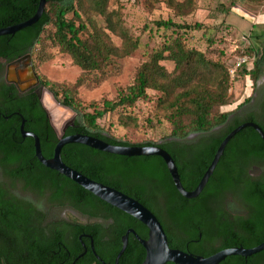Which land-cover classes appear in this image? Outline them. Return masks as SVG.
Segmentation results:
<instances>
[{
	"label": "trees",
	"instance_id": "16d2710c",
	"mask_svg": "<svg viewBox=\"0 0 264 264\" xmlns=\"http://www.w3.org/2000/svg\"><path fill=\"white\" fill-rule=\"evenodd\" d=\"M40 0H0V28L18 24L31 18L37 11ZM157 1L162 0H145ZM179 16H188L195 8V0H164ZM262 4L264 0H246ZM112 0H47L40 20L14 35L1 38V68L27 53H31L35 68L53 58L51 47L68 54L72 62L81 68L82 73L74 83H57L38 73L42 85L52 91L57 100L77 112L74 125H69L65 135L87 134L118 145H156L168 149L175 159L183 186L194 190L209 167L222 137L212 143L207 139L189 158L180 159L175 154V142L168 138H184L196 132H208L225 123L230 110L223 108L232 103V85L235 79L249 77L252 86L264 74V46L244 48L240 56L248 61L237 68L234 75L231 62L213 59L207 53L188 42L190 31L198 30L201 24L179 23L172 19L154 21L155 28L164 32L163 42L151 52L136 69L134 80L119 89L112 99L92 101L85 104L78 96V89L98 76V81L108 77L107 68L116 60L135 53L141 46V36L134 35L126 27L123 14L111 8ZM145 28H148L146 25ZM112 36L121 39L117 45ZM173 63L169 69L164 62ZM252 64V65H251ZM38 72V71H37ZM1 92L0 128V169L13 184L20 181L23 189L35 195V202L28 201L30 209L24 208L14 200L15 195H7L1 188L0 179V264H48L55 255L60 243H66L65 232L46 231L45 214L40 206L57 203L64 194L72 198L85 195L98 201L110 211L121 214L125 227L111 236L109 250H103V236L99 225L76 228L71 244H79L78 236L86 231L94 238L96 252L115 263L122 248V235L132 228L144 239L149 236L148 227L132 215L112 206L85 189L72 179L42 164L35 154V141L24 138L20 126L25 120V129L37 134L41 141L43 155L51 158L59 141L51 125L47 111L43 107L36 88L20 93L14 84H3ZM153 101L154 107L146 117L151 128H159L168 123L170 132L162 142L145 141L133 143L118 138L99 123L107 115L117 114L121 125H139V117L134 109L139 102ZM264 143V142H263ZM244 151V150H243ZM242 154V151L240 152ZM239 154V155H241ZM101 155V158H97ZM63 161L86 176L116 189L106 177L96 173L116 172L128 179H142L143 189L149 187L150 197L134 196L145 206L150 207L168 233L169 245L185 251L180 243V233L188 230L194 220L204 222L208 216L207 199L210 183L196 198H186L176 188L164 159L157 155L124 156L94 149L80 143L66 144L62 149ZM126 191L127 190H123ZM133 197V198H134ZM38 212L37 224L33 212ZM95 215L94 213H91ZM175 231V232H173ZM173 232V234H172ZM176 236V237H175ZM260 240L246 247L257 246ZM87 245L91 244L86 240ZM236 244L229 243L227 246ZM229 248V247H228ZM76 252L75 256L81 253ZM146 250L138 239L131 235L127 249L120 258L121 264H143ZM63 257H55L53 264H59ZM264 264V250L245 257L228 256L219 264ZM81 264H89L83 261ZM167 264H175L168 262Z\"/></svg>",
	"mask_w": 264,
	"mask_h": 264
},
{
	"label": "flooded vegetation",
	"instance_id": "af4514ba",
	"mask_svg": "<svg viewBox=\"0 0 264 264\" xmlns=\"http://www.w3.org/2000/svg\"><path fill=\"white\" fill-rule=\"evenodd\" d=\"M6 64L4 63L3 68H1L0 38V128L1 92L4 90V83L11 84L6 81ZM36 91H38L41 103L45 108L39 89L37 88ZM230 112L225 123L214 127L208 132H196L184 138H168L167 141L175 142V154L180 159L185 160L199 149L203 139L206 138L208 143H212L215 138L223 136L224 140L231 131L242 124L255 123L264 132V74L257 81L256 86L253 87L252 93L231 109ZM263 142L264 138L253 126L245 127L229 141L208 181L210 187L205 197L208 208L206 220L202 222L196 219L188 230L177 231V233H180V245L185 248L186 252L210 256L230 247L227 246L229 243L236 244L234 246L246 247L245 244L260 240L262 233H264ZM165 150L168 151V149ZM241 151L242 154L240 153ZM168 152L170 153V151ZM0 156L2 158L1 153ZM101 157V155H97V158ZM96 173L106 177L112 185L120 186L123 190H127L126 192L119 189L132 197H150L149 187L147 190L141 187L144 186L142 179H128L116 172L106 173L103 170H98ZM0 179L1 188L7 189V195H15L16 199L14 201L17 204L24 208H31L27 203L28 201H34L35 195L31 191L24 190L20 181L13 184L11 179L7 180L2 166ZM148 208L152 210L150 207ZM40 209L45 214L44 224H48L46 231H64L65 239L67 240L66 243H60L55 255H51L52 257L48 264H53L54 256L63 257V261L59 264H81L83 261H88L89 264H115L99 255L95 250V245L92 248L94 238L90 233L81 232L78 236L79 244H71L69 241L74 237L76 228L98 224V232L103 236V250L108 251L111 236L118 234L120 228L125 227L124 218L121 214L108 210L98 201L85 195L78 196L75 199L64 194L57 203L51 205L43 203ZM32 215L34 224H37L39 219L38 212L34 211ZM163 227L165 229L164 224ZM129 229L132 228H127L126 232ZM131 235L136 237L134 233H130L129 239ZM86 240L91 241L89 246ZM251 247L255 246L249 245L246 248ZM80 249H82L81 253L74 257ZM125 263L126 261L123 262V264ZM132 263L130 262V264ZM118 264H121L120 260Z\"/></svg>",
	"mask_w": 264,
	"mask_h": 264
},
{
	"label": "rangeland",
	"instance_id": "374dc122",
	"mask_svg": "<svg viewBox=\"0 0 264 264\" xmlns=\"http://www.w3.org/2000/svg\"><path fill=\"white\" fill-rule=\"evenodd\" d=\"M195 4V10L188 16L182 17L177 15L164 0L160 2L112 0L111 8L119 10L123 14L125 25L130 29V32L141 36V46L131 56L112 63L107 68L108 77L106 79L98 81L96 79L98 76L93 75L92 81L78 89V96L85 104L92 101L99 102L105 98H114L119 89L131 84L136 69L147 58L148 53L164 40V32L158 31L154 25V21L158 19L201 24L200 29L189 32L188 42L190 45L205 51L213 59H220L232 64L237 57H240L242 49L247 47L257 49L264 46V24L262 20L255 17V15L264 14V3L256 4L246 0H195ZM233 11L245 18L248 23L243 20L241 27L238 25L234 27V25L229 24L228 15ZM146 25L148 28H145ZM112 37L117 45L121 44L120 38ZM49 51L53 54V58L38 64L37 73H41L57 83H74L82 73L81 68L72 62L68 54L61 53L57 48L51 47ZM164 64L169 69L173 68V63L170 61H165ZM39 91L45 108H48L47 111L51 114V121L55 128L59 129L78 117L77 112L60 105L47 87L39 89ZM252 91V81L249 77L235 79L232 85V103L223 109L226 111L233 109ZM154 104L153 101L139 102L132 109L139 117L138 126L119 124L117 114L107 115L100 119L99 123L114 136L133 143L149 140L157 143L162 142L170 132L168 123H164L155 129L151 128L146 121V117L153 109Z\"/></svg>",
	"mask_w": 264,
	"mask_h": 264
},
{
	"label": "water",
	"instance_id": "95a60500",
	"mask_svg": "<svg viewBox=\"0 0 264 264\" xmlns=\"http://www.w3.org/2000/svg\"><path fill=\"white\" fill-rule=\"evenodd\" d=\"M46 4L47 0H40L37 11L31 18L15 25L0 28V36L14 35L18 31L37 23L44 13ZM5 77L6 81L8 83L14 84L20 93L27 92L33 88L44 89L45 87L41 83L31 53H27L11 62H8L6 64ZM50 92L55 97L54 93L52 91ZM59 104L67 109H71L70 107L63 105L60 102ZM71 110L74 111L73 109ZM47 115L59 138V141L54 150V155L51 158H46L43 155L39 136L34 132L25 129L24 119L20 127L21 134L24 138L31 137L34 139L35 154L39 161L45 166L57 170L61 174L72 179L105 202L137 218L149 229V236L147 239L141 238L134 229H129L123 235L122 248L116 257L115 264L119 263L121 256L127 249L130 233H134L136 235V237L146 250V257L143 264H167L168 262H173L175 264H219L231 255H241L248 257L264 250V242L251 248L242 246L225 248L210 256L195 255L178 248H172L169 245L168 236L163 227V224L152 210H150L147 206H145L143 203L133 198L132 196L114 187L93 180L80 171L67 165L62 159V149L66 144L69 143H80L94 149L124 156L157 155L164 159L177 190L186 198H196L206 187L222 154L224 153L225 147L238 132H240L247 126H253L264 138V132L259 125L249 122L242 124L231 131L220 144L213 161L207 168L197 187L192 191H188L182 184L175 160L173 159L171 154L159 144L118 145L106 142L103 139L87 134L75 133L71 135H65L67 127L69 125L73 126L74 121L71 123H67L57 129L51 121V114L49 111H47ZM92 248H94L93 241Z\"/></svg>",
	"mask_w": 264,
	"mask_h": 264
},
{
	"label": "crops",
	"instance_id": "0c3cea01",
	"mask_svg": "<svg viewBox=\"0 0 264 264\" xmlns=\"http://www.w3.org/2000/svg\"><path fill=\"white\" fill-rule=\"evenodd\" d=\"M256 18H258L259 20H262L263 24H264V14H259V15H255ZM229 19H232V21H229ZM245 21L246 23H248L245 18H242L236 11H233L231 12L229 15H228V22L229 24H232L234 25V27H236L235 25H238L239 27H241L243 24H242V21Z\"/></svg>",
	"mask_w": 264,
	"mask_h": 264
},
{
	"label": "built area",
	"instance_id": "2783aa9c",
	"mask_svg": "<svg viewBox=\"0 0 264 264\" xmlns=\"http://www.w3.org/2000/svg\"><path fill=\"white\" fill-rule=\"evenodd\" d=\"M248 61L247 56H240L235 59L233 62V66L230 69L231 75H234L235 71L238 67H240L242 64L246 63Z\"/></svg>",
	"mask_w": 264,
	"mask_h": 264
},
{
	"label": "bare ground",
	"instance_id": "6f19581e",
	"mask_svg": "<svg viewBox=\"0 0 264 264\" xmlns=\"http://www.w3.org/2000/svg\"><path fill=\"white\" fill-rule=\"evenodd\" d=\"M46 100H47V99H46ZM48 106H49V105H48ZM50 107H51V106H50ZM50 107H49V108H50ZM52 108H53V107H52ZM47 109H48V108H47ZM50 110H51V109H50ZM51 112H52V111H51ZM59 112H60V111H59ZM62 116H63V115H62ZM59 117H60V116H59ZM62 120H63V118H62Z\"/></svg>",
	"mask_w": 264,
	"mask_h": 264
}]
</instances>
